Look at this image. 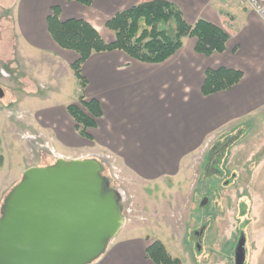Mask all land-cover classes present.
Listing matches in <instances>:
<instances>
[{
	"label": "crops",
	"instance_id": "0c3cea01",
	"mask_svg": "<svg viewBox=\"0 0 264 264\" xmlns=\"http://www.w3.org/2000/svg\"><path fill=\"white\" fill-rule=\"evenodd\" d=\"M143 1L147 0H92L89 5H83L73 0H53L39 16L37 31L44 34L42 36L49 46L50 54L53 52V57H56L63 72L73 78L75 75L70 64L77 58V54L59 47L50 36L46 18L51 7L58 8L60 21L83 19L105 41L110 42L114 39V33L106 27V22L116 13ZM167 1L178 7L189 24L202 18L222 28L229 37L224 51L209 56L200 54L194 50L195 39L186 37L182 47L161 63L139 61L121 50L93 52L82 64L81 72L86 80L82 93L85 100L96 99L99 102L102 114L97 119L96 126L86 130L89 138L84 137L85 141L81 144L72 141L76 127L66 106L78 104L80 88L75 77L77 94L74 98L61 105L43 109L46 111L44 114L43 110L39 115L36 110H31L29 114H33L32 117H27L24 113V119L15 121L16 118L10 116L9 110H0V131L4 132L2 144H5L6 136L11 137L10 130L15 128V124L21 122L47 137L59 154L71 157L81 151L111 152L118 158L117 163L123 174L133 183L158 188L165 187L166 180L179 182L182 178H189V162L202 147L213 144L219 148L221 142L223 144L240 125L253 122L257 131L255 142L251 144V149L242 147L249 175L241 174L242 183L238 185L237 195L235 175L229 185L221 187V191L228 195L226 208L232 204L234 209L236 197V204H240L243 211L246 210L243 214L244 220H248V227L256 226L255 223L251 224V201L254 202V208H264V20L234 0ZM34 25L36 23H31L25 16L21 26L18 24L19 32L23 34L21 37L27 45L34 43L33 37L28 38V35L33 34ZM41 47L38 46L40 49ZM220 67L240 71V80L229 89L204 95L201 89L205 71ZM57 108H62L63 112ZM243 117L247 119L242 120ZM226 145L227 143L223 146ZM227 149L221 156L210 157L215 162L217 172L236 157L229 150L227 152ZM69 150H73L72 154H69ZM45 158H48L45 164L53 160L49 154ZM208 158L207 156L206 159ZM252 161L255 164L252 165ZM33 165L35 164L29 163L23 170ZM3 171H0V211L9 188L19 179L10 177L8 172L3 175ZM173 202L175 207L182 203L180 197L174 198ZM212 202L217 205L213 211L211 229L218 228L217 214L224 208L220 196L214 197ZM133 203L128 208L130 214L122 211L124 223L105 252L91 264H154L145 255L151 242L159 240L144 228V224L150 222L144 213L148 203L137 198ZM182 211L184 210L176 209L174 215ZM141 214L143 219L138 218ZM182 214L185 216L184 212ZM231 228L234 230L232 223ZM225 232L227 240L232 239L230 231L226 229ZM249 236H244L246 244H243L249 257L248 263L264 264V233L261 229L257 234L250 231ZM162 244L166 248L163 242ZM223 249L224 247L220 248ZM166 251L171 257L178 258L167 248ZM200 254L201 252L196 257ZM196 260L199 264V260ZM180 262L184 264L181 260Z\"/></svg>",
	"mask_w": 264,
	"mask_h": 264
},
{
	"label": "rangeland",
	"instance_id": "374dc122",
	"mask_svg": "<svg viewBox=\"0 0 264 264\" xmlns=\"http://www.w3.org/2000/svg\"><path fill=\"white\" fill-rule=\"evenodd\" d=\"M52 1L0 0V88L3 93L0 96V110H9L10 116L16 118L15 121L22 119L24 113L27 117H32L33 114H29L31 110H36L37 115H39L41 110L61 105V103L73 99L74 95L77 94L75 77H69L66 72H63L62 66L56 62V57H53V52L50 54L49 46L42 36L43 33L37 31L40 25L38 23L40 21L39 16L48 3ZM24 16L31 23H36L33 34L28 35V38H34V43H30L31 45L24 42L23 37H21L23 34L19 32L18 24L21 26ZM38 46H42L41 49ZM50 98L52 99L49 103ZM57 109L63 112L62 108ZM42 113L44 114L46 111L43 110ZM59 114L62 115V113ZM246 119L247 117L242 118V120ZM253 124V122H247L242 126L240 125L235 133L223 141V144L221 142L219 148L213 144L202 147L189 162L187 174L189 178H182L179 182L166 180L165 187L153 188L154 186H141L133 183L130 178L123 174V170L117 162L115 163L116 170L111 169L106 163L109 171L104 169V173L108 172L109 176L112 174L114 177V188H118L122 199V211L130 214L128 208L134 205L135 198L147 202L144 213L150 222L144 224L145 230L163 242L168 251L184 264H197L196 259L199 260V264H236L235 252L237 245L240 244L241 246L242 239L244 240L243 244H246L244 236L250 237V231L252 234H257L260 229L264 233V208L263 210L254 208V202L251 201V224L257 225L248 227V220H244L243 214L246 210L243 208V211L242 206L236 204L238 201L236 197L235 202H232L234 209L232 204L227 209L226 197L228 195L221 191V187L229 185L230 180L235 175V192L237 195L238 185L242 183L241 174L249 175V167L244 161L242 147L251 149V144L255 142L257 131ZM14 127L15 130H10L11 137H5L4 145L2 144L4 139L1 140L4 132L1 133L0 131V171L4 170L3 175L8 172L10 177L19 178V181L25 170L23 168L29 163L35 164L33 166L47 165L45 163L48 158L45 156L49 154V151L44 147H46V143L50 146L49 149L53 147L47 137L38 133L34 127H26L21 122H17ZM73 133L74 139L72 141L78 144L85 141L84 136L78 130L74 129ZM40 143H42V147L39 146ZM226 143L227 145L223 146ZM226 149L227 152L229 150V153L236 157L228 161L227 165L225 163L226 167H222L217 172L212 155L221 156ZM72 151L69 150V154H72ZM57 153L59 154L58 151ZM107 153L111 154L117 161L118 158L107 151H81L71 157L79 158L85 154L105 155ZM61 154L63 156L64 153ZM64 155L66 156V154ZM207 156L209 160L206 159ZM210 157L212 158L210 159ZM50 162L53 163L54 159ZM251 164H255V161H252ZM238 177L240 178L238 179ZM17 182L9 188L8 192ZM243 182L248 183V181ZM253 194L252 191L251 195ZM217 196L223 199L224 208L217 214L219 224L216 227L218 228L211 229L210 226L214 218L213 211L216 210L217 205L212 201ZM176 197H180L182 201L181 206L178 205L179 207H175L176 204L173 202ZM176 209H183L184 211L174 215ZM183 212L185 216H183ZM140 216L138 218L143 219V215ZM231 223L234 230L231 228ZM259 225L261 228H258ZM245 226L247 227L244 228ZM226 229L230 231L229 236L232 234L230 240H227L225 236ZM223 247L224 249L220 250ZM200 252L201 254L197 258L196 256ZM248 262L250 263L249 257L245 251L243 264H249Z\"/></svg>",
	"mask_w": 264,
	"mask_h": 264
},
{
	"label": "water",
	"instance_id": "95a60500",
	"mask_svg": "<svg viewBox=\"0 0 264 264\" xmlns=\"http://www.w3.org/2000/svg\"><path fill=\"white\" fill-rule=\"evenodd\" d=\"M0 88V96H2ZM96 159L27 167L0 211V264H91L124 223L119 192ZM237 245L236 264L245 251Z\"/></svg>",
	"mask_w": 264,
	"mask_h": 264
},
{
	"label": "trees",
	"instance_id": "16d2710c",
	"mask_svg": "<svg viewBox=\"0 0 264 264\" xmlns=\"http://www.w3.org/2000/svg\"><path fill=\"white\" fill-rule=\"evenodd\" d=\"M71 1V0H68ZM89 5L92 0H73ZM47 30L64 49L77 54L70 64L80 88L78 104L72 103L66 109L75 122L79 133L89 138L86 130L96 126L101 116V108L96 99L85 100L82 93L86 80L82 76L83 62L93 52L121 50L131 58L147 63H161L174 55L183 45V39H195L194 50L209 56L223 52L228 41V34L215 24L199 18L193 24L187 23L176 5L167 0H147L116 13L106 22V27L114 33V39L105 41L98 31L87 21L80 18L59 19L57 7H51L46 18ZM242 74L240 71L220 67L207 69L204 73L202 93L212 94L226 90L236 84ZM105 169V168H104ZM102 174L112 187L108 172ZM146 257L154 264H181L173 258L159 240H154L145 250Z\"/></svg>",
	"mask_w": 264,
	"mask_h": 264
},
{
	"label": "built area",
	"instance_id": "2783aa9c",
	"mask_svg": "<svg viewBox=\"0 0 264 264\" xmlns=\"http://www.w3.org/2000/svg\"><path fill=\"white\" fill-rule=\"evenodd\" d=\"M237 2L239 5L244 6L248 8L251 11H254L256 14H258L262 19H264V0H234ZM40 147H42V143L39 144ZM49 145L46 143V147L49 151V154L53 159L57 158H63L62 154H58L53 148L49 149ZM85 157H94L98 160H100L103 164L105 169H109L107 164L110 166L111 169L116 170L117 166L115 163L117 162L116 159L111 154H105V155H99V154H85L80 156L79 158H85ZM65 158H69L66 157ZM107 163V164H106ZM109 171V170H108ZM109 174V173H108ZM110 175V174H109ZM111 179L115 182L113 175L111 174ZM119 191V190H118ZM120 192V191H119Z\"/></svg>",
	"mask_w": 264,
	"mask_h": 264
},
{
	"label": "bare ground",
	"instance_id": "6f19581e",
	"mask_svg": "<svg viewBox=\"0 0 264 264\" xmlns=\"http://www.w3.org/2000/svg\"><path fill=\"white\" fill-rule=\"evenodd\" d=\"M263 20H264V19H263ZM114 237H115V236H114ZM114 237H113V238H114ZM113 238H112V239H113ZM112 239H111V240H112ZM111 240H110V241H111ZM110 241H109V242H110ZM109 242H108V244H109ZM108 244H107V246H108ZM106 248H107V247H106Z\"/></svg>",
	"mask_w": 264,
	"mask_h": 264
}]
</instances>
